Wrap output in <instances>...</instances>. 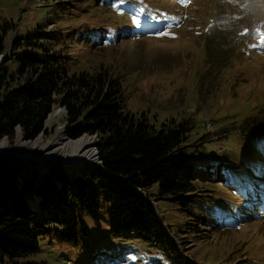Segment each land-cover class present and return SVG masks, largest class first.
Wrapping results in <instances>:
<instances>
[{
	"label": "trees",
	"instance_id": "trees-1",
	"mask_svg": "<svg viewBox=\"0 0 264 264\" xmlns=\"http://www.w3.org/2000/svg\"><path fill=\"white\" fill-rule=\"evenodd\" d=\"M189 1L130 0L122 4L126 16L133 18H188L192 13L187 12ZM140 7L142 11H137ZM219 22L228 23V29L242 37L243 27L237 18L227 16ZM43 27L10 36L12 23L0 21V139L6 137L13 142L17 129L22 138H35L44 131V121L53 105L59 104L66 112L65 131L69 137L83 133L98 137L100 165L85 164L79 173H70L61 164L47 162L39 171L34 159L0 153L2 264H48L42 259L24 258L38 250L40 238L45 235L71 246L83 245L93 254L98 251L107 255L106 248L122 243H131L123 249L129 252L137 243L153 247L161 251L158 255L169 259L178 249L166 227L175 225L179 229L176 223H180V218L170 217L172 209L166 207L171 205L177 206V214L187 224L216 227L218 209L227 211L232 201L225 203L204 181L228 186L233 178L219 171L213 162L209 167V161L192 160L194 156L187 149L195 123L174 117L156 122L147 114L129 112L121 82L106 67H82L70 50L66 32L49 33L48 29L42 34ZM237 27L239 31H234ZM156 30L154 27L152 32ZM259 35L262 43L264 32ZM90 37L88 45L104 41L98 32ZM253 41L241 38L238 43ZM203 51L206 70L202 80L205 73L215 78L236 55L214 36H205ZM237 121L228 127L234 126L233 131L240 134L250 136L264 128V105ZM257 146L248 163L262 166L264 135ZM29 197L37 198L36 206L31 205ZM240 200L247 212L242 217L260 214L253 211L261 212V205L251 208L245 198Z\"/></svg>",
	"mask_w": 264,
	"mask_h": 264
},
{
	"label": "rangeland",
	"instance_id": "rangeland-1",
	"mask_svg": "<svg viewBox=\"0 0 264 264\" xmlns=\"http://www.w3.org/2000/svg\"><path fill=\"white\" fill-rule=\"evenodd\" d=\"M126 1L130 0H0V21L12 23L10 36L28 34L27 31L43 26L46 27L40 28L42 34L48 33V29L49 33L51 30L66 32L65 39L71 41L70 50L82 67H106L121 82L129 112L147 114L156 122L174 117L178 120L187 118L195 123L188 139L191 146L187 150L191 156L193 154L194 162L209 161V167L213 162L219 171L231 175L233 179L228 186L208 179L204 182L225 203L229 200L232 203L228 202L227 211L223 207L218 209L215 220L219 219V224L216 227L187 224L184 217L177 214V206L166 207L172 209L170 217L180 218V223H176L179 229L175 225L166 227L178 249L169 259L158 255L161 251L137 243L129 252L123 249L131 243H122L106 248L107 255L98 251L93 254L83 245L71 246L50 235L41 236L38 250L24 258L42 259L48 264H264V164L248 163L254 158L264 128L249 136L234 132V126L228 127L264 105V47L253 49L247 48L244 42L238 43L246 36L232 33L228 23L219 20L228 15L237 18L242 27L248 28L250 38L254 32H264V28H259L261 21H254L250 12L240 15L239 0H190V7L186 8L192 13L188 18L187 15L180 18H133L124 13L122 3ZM259 3L264 6V2ZM136 10L142 11V8ZM154 27L156 32H152ZM197 28L204 34H200ZM97 32L104 38L103 43L88 45L90 36ZM191 34L198 37L190 38ZM205 36L221 38L223 44L232 50L231 54L236 55H232L231 64L215 78L205 73L202 80L206 70ZM53 107L59 109L58 119L53 122L45 120L44 131L39 134L45 140L54 135L60 125L65 136L74 139L65 131L64 107L59 104ZM84 134L98 142L95 134L81 135ZM1 139H5V145L0 152L13 151L19 140H31L22 138L19 129L13 142L6 137ZM93 150V162L34 160L39 171H43L45 163L54 162L68 168L70 173H79L85 164L100 165L96 144ZM247 177L249 180L245 183ZM240 198H245L251 208L262 205L261 212L258 209L253 211L260 214L242 217L247 212ZM29 199L34 200L33 197ZM163 203L168 205V201ZM152 204L158 207L156 201L152 200ZM2 258L7 260L5 256Z\"/></svg>",
	"mask_w": 264,
	"mask_h": 264
},
{
	"label": "bare ground",
	"instance_id": "bare-ground-1",
	"mask_svg": "<svg viewBox=\"0 0 264 264\" xmlns=\"http://www.w3.org/2000/svg\"><path fill=\"white\" fill-rule=\"evenodd\" d=\"M192 1V0H191ZM221 1V0H220ZM264 2V0H239L240 8H241V14L242 16H245L246 13H251L253 20H260L261 23L259 24V28H264V6L259 3ZM258 5V7L256 6ZM230 18H232L230 15H228ZM244 25H247L246 23ZM245 28L242 32V35H245V38H250L251 35H248V28L246 26H243ZM199 32V29H196ZM180 36V35H179ZM253 42H247L246 47L250 48V44L252 43L255 48H261L263 49L264 43L260 42L261 36L254 32L252 33ZM182 37V36H180ZM191 37H198L193 36V34L190 35ZM263 44V45H262ZM252 48V47H251ZM254 49V48H253ZM59 116V109L53 107L51 111L48 113L45 120L48 121H55L58 119ZM96 143V139L92 136H88L87 134L81 135L77 138L70 139L67 136H65V133L62 132V127L60 125H57V131L54 135L51 137H48L44 140L43 136L41 134L37 135V137L25 141V140H19L14 148V153L23 156L24 158H28L29 156H34L35 158H48L53 160H59L65 163H73V162H93L95 152L93 150V147ZM5 145V139L0 140V148L2 149ZM30 203L32 206H36L38 201L37 198L34 200H30Z\"/></svg>",
	"mask_w": 264,
	"mask_h": 264
},
{
	"label": "water",
	"instance_id": "water-1",
	"mask_svg": "<svg viewBox=\"0 0 264 264\" xmlns=\"http://www.w3.org/2000/svg\"><path fill=\"white\" fill-rule=\"evenodd\" d=\"M1 59H2V56H0V61H1ZM98 143H99V142H96L95 144L98 145ZM0 153L13 155V156H16V157H18V158H24L23 156H20V155L14 153V151L0 152ZM28 158H29V159H35L34 156H29ZM24 159H25V158H24ZM83 162H87V161H83Z\"/></svg>",
	"mask_w": 264,
	"mask_h": 264
}]
</instances>
